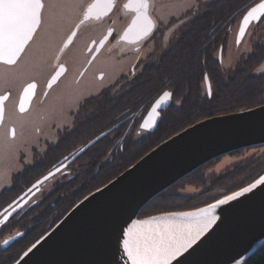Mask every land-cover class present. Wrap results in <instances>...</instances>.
<instances>
[{"label":"trees","instance_id":"16d2710c","mask_svg":"<svg viewBox=\"0 0 264 264\" xmlns=\"http://www.w3.org/2000/svg\"><path fill=\"white\" fill-rule=\"evenodd\" d=\"M258 1L260 0L206 2L203 9L184 22L169 43L166 53L159 54L157 62L149 65L143 76L130 82L126 89L97 94L84 100L71 129L59 133L43 154L35 158L33 165L26 166L23 171L13 175L11 186L0 192V210L43 176L50 167L53 168L58 160L120 123L116 129L76 158L73 163L83 164L74 170L77 171L76 174L56 182L45 197L25 207L21 217L13 221L10 229L21 230L24 235L13 246L10 264L79 199L108 183L160 141L203 118L264 104V70L255 71L264 60V41L256 44L253 52L230 72L221 73V62L217 54L214 55L236 19ZM204 75L210 81V96L203 94L201 90ZM164 90L171 91L173 99H179V105L174 102V106L163 112L154 132H149L139 140L134 139L132 134L138 122L136 125H129L127 114L146 111ZM262 172L264 155L255 160L237 163L225 173L210 177L204 175L200 167L154 197L142 207L139 216L206 205L247 185ZM179 183L181 187L184 184L200 187L202 192L195 195L183 194L176 187ZM216 191L224 192L212 196ZM242 264H264V241Z\"/></svg>","mask_w":264,"mask_h":264},{"label":"water","instance_id":"95a60500","mask_svg":"<svg viewBox=\"0 0 264 264\" xmlns=\"http://www.w3.org/2000/svg\"><path fill=\"white\" fill-rule=\"evenodd\" d=\"M260 3H264V0L251 5L243 13L236 34V43H239L245 36L244 34L251 23H257L264 16V11H258L248 19L247 23H244V17ZM143 14L153 24L145 10H143ZM137 16L134 18L136 19ZM133 21L125 34L127 36L143 33L142 30L137 31L141 27L143 28V21L135 25ZM148 32L146 31L144 34ZM103 42L104 40L99 44V47L103 45ZM218 57L221 62L220 51ZM53 77L57 79L58 76L54 75ZM53 77L47 86H51L56 81V79L53 80ZM204 79L206 88L210 92L207 75L204 76ZM24 90L17 106L19 112H22L20 111L21 104L25 111L28 110L31 97L34 94V89L29 90L28 93H25ZM167 93L169 96L164 98L159 105H157V101L163 94L153 102L147 115L140 123L141 129L147 132H153L156 129L161 117L160 111L170 103L171 93ZM5 95L8 97L7 92L0 94V97ZM7 100H0V109H2L0 125L3 122L4 104ZM117 125L106 129L81 148L60 159L54 168L35 180L33 185L25 189L19 197L0 211V216L5 212L2 221L21 209L40 190L46 180L74 162L87 148L116 129ZM260 145H264V104L203 118L160 141L150 151L140 156V159L129 165L127 169L110 179L108 183L79 199L64 216L29 245L12 264H132L129 256L125 253L123 242L129 239L125 233L129 232L128 229L132 221L138 219L143 206L174 183L182 180L184 176L204 166L205 163L237 150ZM263 175L264 172L247 185L206 205L157 213L146 218L161 221L167 219L170 222L168 229L184 225L185 230L191 228L194 234L195 229L203 225L205 218L185 217L183 214L197 213L210 204H215L235 193H242L235 199L217 206L211 213L212 223L171 264H242L245 259L250 257L264 241V183H257ZM253 184H256L255 188L243 192V189L249 188ZM135 231L143 235L152 234L156 230ZM17 236L18 234H15L5 240L4 246L15 241Z\"/></svg>","mask_w":264,"mask_h":264},{"label":"rangeland","instance_id":"374dc122","mask_svg":"<svg viewBox=\"0 0 264 264\" xmlns=\"http://www.w3.org/2000/svg\"><path fill=\"white\" fill-rule=\"evenodd\" d=\"M208 1L210 0H164V4L157 6L159 9V17L163 20L162 22L164 24L166 23L167 37L168 35L173 34L171 37L172 41L174 39L173 37H175L182 27L178 28V26H180L182 22H187L192 15L203 9L205 6L204 4ZM242 15L243 13H241L240 17L232 24L230 27L231 31L228 33L225 41L220 44L219 49L214 51V55L218 54L219 51L222 54L221 73L230 72L237 64L245 59L247 55L253 52L256 44L264 41V16H262L257 23H254L248 28L241 41L236 43V32L240 25L239 22ZM61 24L62 23H60V25ZM85 45H87V43H85ZM83 47L85 48V46ZM83 47L81 48V52H75L73 57L72 69H75V72H78L86 64L89 57L83 52ZM150 47V49H147L144 52L135 50L130 52V54L125 57L121 55L122 52L116 50H106L95 56L85 73V78L80 85L77 86V89L73 94L74 98L71 97L73 100H67V96H57L56 92L55 95L51 94L46 99H43L42 96L38 95L32 102L31 109L27 113L19 114L15 109V99L10 97L4 107V121L2 129L0 130V192H2L4 188L11 186L14 174L23 171L26 166L33 165L35 158L43 154H36L33 149L43 150L47 148L49 145L48 143L55 141L59 133L67 130L64 127V124L71 123V120L69 119L72 118L71 111L75 108V101L80 100L79 102H82L84 97L89 94L99 92L102 88L113 84L112 82L115 78L120 74L125 73L127 68L134 63L139 56H141L139 55L136 57L137 54H145L147 51H154L156 53L155 57H157L158 54H162L166 50V45L155 47L154 50L152 46ZM162 48H164V50ZM69 54H67L68 57ZM52 60L53 59L48 60V57H43L38 61L29 62V70L28 68H25L28 63H24V61L19 62L16 67H9L0 63V73L7 70L10 77L7 81L0 80V94L8 91L14 92L17 88H21L20 86L29 81V79L34 80L38 76L40 77L38 71L40 72L41 69H46V63L49 64ZM23 63L25 66H23ZM22 68H24V71ZM259 70H264V60L259 67L255 68V71ZM97 74L103 75L102 80L97 79ZM87 79H89L88 82H86ZM201 88L204 90V83L201 84ZM173 102L178 105L180 103L179 99H173ZM10 126L14 127V137L8 135ZM139 127L140 126L137 124V127L132 134L134 139L140 138V135L138 136L136 133ZM263 155L264 145L237 150L231 154H225L224 156L217 157L215 158V161H211L209 163L207 162L208 164L204 167L202 166V172L204 175L209 177L212 175L222 174L225 173L226 170L233 168L237 163L241 164L247 162V160H255L257 157H261ZM79 163L81 162H72L70 166L65 167L49 178V181L46 180L45 182L47 184L45 186H41L42 190L35 193V195L24 204V206H26V204L30 206L37 203L53 189L56 182H61L73 174H76L77 171L75 172L74 170L83 165H79ZM51 169L52 167L45 172L48 173ZM91 183H93V181ZM182 186L183 187H181V183H179L176 187H178V191L183 194L187 193L195 195L202 192L200 187H195L190 184H184ZM223 192L224 191H216V193H213L212 196H215L216 194H223ZM154 214L157 213H153L152 215H142L139 216L138 219L152 217ZM14 222L12 221L11 224ZM16 230L17 229H15V231ZM9 231L10 233L12 232V230Z\"/></svg>","mask_w":264,"mask_h":264},{"label":"flooded vegetation","instance_id":"af4514ba","mask_svg":"<svg viewBox=\"0 0 264 264\" xmlns=\"http://www.w3.org/2000/svg\"><path fill=\"white\" fill-rule=\"evenodd\" d=\"M42 3L44 4V8L42 9L41 23L37 26L36 31L33 33V38L28 41L24 51L20 53L17 63L9 67H16L19 62L24 61V63L28 64L25 66L23 63V66L29 70V62L38 61L43 57H48V60H53L49 64L46 63V69H41L40 72L38 71L40 77L38 76L34 80L29 79V81L20 86L21 88H17L14 92H7V101H9L10 97L15 99V109L19 114L27 113L31 109L32 102L37 98L38 95L42 96L43 99H46L51 94L55 95L56 92L57 96H67V100H71V97H73L77 86H79L85 78V73L87 72V69L89 68V65L93 61L94 57L103 51L116 50L122 52L121 55L125 57L130 54V52L135 50L144 52L147 49H150V46H152L154 50L155 47L166 45V50L162 53L164 54L168 50V43H170L172 39L171 37L173 34H170L167 37L166 23L164 24L162 22L163 20H161L159 17V9L157 6L164 4V0H148V7L145 9V12L148 14L153 24L151 23V27H147V25L143 24V28L141 27V29L137 30L138 32L139 30H142L143 33H134V35L131 36H127L125 34L128 32V27L135 19L134 17H136L138 14L137 5L134 0H55V3L54 0H42ZM125 5L129 6L125 7ZM89 6H93L92 12L90 14V18L86 19L85 12L88 10ZM81 21H83V23H81ZM60 23L62 24L60 25ZM183 24L184 22H182L178 28L183 26ZM252 25L253 23H251V26ZM145 27H147L146 31H149L146 34H144L146 31L143 30ZM230 31L231 29H229V32ZM102 40H104L103 45L99 47V44L102 42ZM85 43H87V45H85ZM77 44L81 46H78ZM82 45L85 46V48ZM82 47L83 52L89 57L86 64L78 72H75V69H72L73 57L75 52H81ZM162 49L164 50V48ZM162 49L160 50L163 51ZM67 54H69V57ZM158 55L155 57L156 53L154 51H147L145 54H137L136 57H139L127 68L125 73H122L115 78V80L112 82L113 84L102 88L99 90V92L89 94L88 96L84 97L82 102H79L80 100L75 101V108L73 111H71L72 118L69 119L71 120V123L64 124V127L67 130L71 129L75 119L78 116L77 109L80 108V105L84 102V100L94 97V95L97 94L110 91L114 92L120 88L126 89V86L130 84V82L143 76L144 73L147 72L149 65H154L157 62V58L161 55V53L159 56ZM22 69L24 71V68ZM54 75L58 76L56 81L51 84V86H47ZM96 76L98 80H102L103 78L102 74H97ZM88 81L89 79H87L86 82ZM30 83L35 84L36 87L34 88V94L31 97L32 99L30 101L28 110L25 112H19L17 106L20 102L21 94L24 88ZM202 83H204L205 93L207 96H210L212 93L211 85L209 92L206 88L205 79ZM204 90H202L203 94ZM164 92L171 93L169 101L170 103L164 110L160 111L161 117L165 110L169 109L171 106H174L173 93L171 91L164 90L158 95V97ZM158 97L152 101V104ZM151 105L144 112L140 111L138 114L128 113L127 115L130 119L129 125H136L138 122V125L140 126L141 121L147 115ZM2 126L3 122L0 125V130L2 129ZM12 130H14V127L10 126L8 131L10 132ZM136 133L138 136L140 135V138L146 137L147 134H149V132L142 130L140 127L137 129ZM139 139L136 138V140ZM81 147L82 146L77 147L75 150ZM33 150L36 154L43 153L42 149ZM49 180L50 179H48V181ZM46 184L47 183L45 182L42 186H45ZM40 190H42V188ZM8 204L3 206V208H5ZM26 206L28 205L26 204ZM26 206L16 211L10 218L4 221H2V219L5 212L0 216V264H10L9 257L14 251L13 246L15 242L24 235V232L21 230H16L13 232V229H10V226H12V221L16 219L18 220L21 217ZM3 208L0 211H2ZM9 230H12V232L10 233ZM15 234H18L17 239L4 246L5 240L10 239L11 237L15 236Z\"/></svg>","mask_w":264,"mask_h":264},{"label":"snow or ice","instance_id":"6c2138e0","mask_svg":"<svg viewBox=\"0 0 264 264\" xmlns=\"http://www.w3.org/2000/svg\"><path fill=\"white\" fill-rule=\"evenodd\" d=\"M134 2L140 14L133 21V24L135 25L143 21L144 25L151 27V21L143 14V10L148 7V0H134ZM128 6L125 5V7ZM92 7L89 6L85 12L86 19L90 18ZM43 8L44 4L42 0H0V63L6 66L17 63L20 53L24 51L25 44L33 38V33L41 23ZM258 11H264V3H260L252 8L244 17V23H247L248 19L253 17ZM147 27L143 30L146 31ZM9 78L7 70L0 73V80L7 81ZM55 79L56 77H53V80ZM35 87V84H28L24 91L28 93L29 90ZM168 96L169 93L165 92L161 99L157 101V105L163 102L164 98ZM7 99V95L0 97V100ZM20 111H25L23 104H21ZM8 135L14 137L15 131H10ZM257 183H264V177H261ZM255 187L256 184H253L249 188L243 189V192L251 191ZM240 195L242 193L238 192L232 196H228L224 200H219L215 204H210L206 208L200 209L197 213L183 214L185 217L198 216L205 218L203 225L197 227L194 234L191 228L185 230L183 227H176L174 229L166 228L161 231H156L150 235H142L138 234L135 228L146 222L137 221L133 229L125 233L129 237V239L123 242L125 253L129 256L132 264H171L212 223V211L217 206L226 203L228 200L235 199Z\"/></svg>","mask_w":264,"mask_h":264},{"label":"bare ground","instance_id":"6f19581e","mask_svg":"<svg viewBox=\"0 0 264 264\" xmlns=\"http://www.w3.org/2000/svg\"><path fill=\"white\" fill-rule=\"evenodd\" d=\"M262 177H264V175ZM137 221L146 222V223H143V224H141L135 228V230H142V231H143V229H151V230L161 231V230H164L166 228H169V223H170L169 220H167V219H165L164 221L156 220L154 218H152V219H146V218L135 219L132 221V224L129 227L128 231L130 229H133V226L135 225V223ZM183 227H185V226L183 225Z\"/></svg>","mask_w":264,"mask_h":264}]
</instances>
